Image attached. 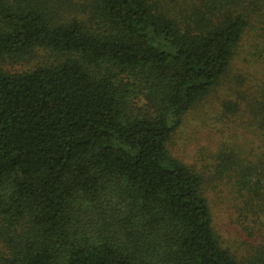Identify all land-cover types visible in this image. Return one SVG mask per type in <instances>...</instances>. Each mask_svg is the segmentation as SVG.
Instances as JSON below:
<instances>
[{
  "label": "trees",
  "instance_id": "16d2710c",
  "mask_svg": "<svg viewBox=\"0 0 264 264\" xmlns=\"http://www.w3.org/2000/svg\"><path fill=\"white\" fill-rule=\"evenodd\" d=\"M220 90L242 142L197 171L172 144ZM0 264H264V0H0Z\"/></svg>",
  "mask_w": 264,
  "mask_h": 264
},
{
  "label": "rangeland",
  "instance_id": "374dc122",
  "mask_svg": "<svg viewBox=\"0 0 264 264\" xmlns=\"http://www.w3.org/2000/svg\"><path fill=\"white\" fill-rule=\"evenodd\" d=\"M20 69V67H17ZM221 90L212 95L209 102L189 114L184 120L182 130L176 135L172 152L184 164L201 171L211 161L210 156L221 146L223 142H233L239 145L242 140L233 139L231 134L220 133L218 130L222 124L218 123L219 109L223 100ZM231 136V140L227 136ZM204 154V157H203ZM208 192L214 215L215 230L228 243L235 244L237 239V212L234 207V200H231L229 193L222 186L216 190L210 188ZM239 236V235H238ZM241 236V233H240Z\"/></svg>",
  "mask_w": 264,
  "mask_h": 264
}]
</instances>
